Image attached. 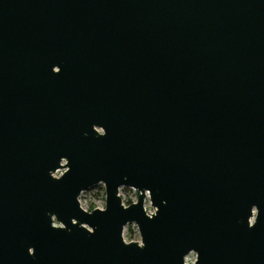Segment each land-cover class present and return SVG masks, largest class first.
<instances>
[{"label": "water", "instance_id": "1", "mask_svg": "<svg viewBox=\"0 0 264 264\" xmlns=\"http://www.w3.org/2000/svg\"><path fill=\"white\" fill-rule=\"evenodd\" d=\"M191 252L264 264V0H0V264Z\"/></svg>", "mask_w": 264, "mask_h": 264}, {"label": "rangeland", "instance_id": "2", "mask_svg": "<svg viewBox=\"0 0 264 264\" xmlns=\"http://www.w3.org/2000/svg\"><path fill=\"white\" fill-rule=\"evenodd\" d=\"M57 172H62V170H59ZM119 193L121 195V201L122 202H134L136 201L138 191L134 188L123 186L119 188ZM79 200L81 202L82 207L85 210H91L90 207L95 208H102L104 207V201H105V193H104V186L102 183L95 184L87 189H84L80 195ZM146 212L148 213L153 209V207L150 204L148 195L145 198V206H144ZM123 238H134L136 241H140V236L138 229L135 225V223H129L124 226L123 229ZM195 259V253L191 252L186 256V261L189 264H192Z\"/></svg>", "mask_w": 264, "mask_h": 264}, {"label": "trees", "instance_id": "3", "mask_svg": "<svg viewBox=\"0 0 264 264\" xmlns=\"http://www.w3.org/2000/svg\"><path fill=\"white\" fill-rule=\"evenodd\" d=\"M129 204V203H128ZM93 206L90 207V209H92Z\"/></svg>", "mask_w": 264, "mask_h": 264}]
</instances>
